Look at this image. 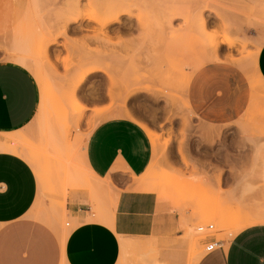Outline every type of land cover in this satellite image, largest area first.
I'll return each mask as SVG.
<instances>
[{
  "label": "rangeland",
  "instance_id": "obj_1",
  "mask_svg": "<svg viewBox=\"0 0 264 264\" xmlns=\"http://www.w3.org/2000/svg\"><path fill=\"white\" fill-rule=\"evenodd\" d=\"M108 9L132 21L131 34L108 33L119 26L100 32ZM173 13L178 18L171 24ZM215 38L235 44H221L216 52L210 46ZM263 43L264 0H0V62L28 68L41 89L33 123L2 135L0 142L39 155V213H60L66 227L69 191L86 189L96 220L103 216L106 181L88 167L85 148L99 124L123 117L138 122L152 139L153 161L135 180L179 216L188 264L207 253L210 241L227 246L240 231L264 221L260 211L251 216L231 205L228 188L231 173L264 172V84L255 63ZM95 52L108 59L104 71L89 77ZM210 63L236 67L249 83L248 108L232 125H207L190 105L193 77ZM210 225L214 229L199 232ZM128 245L121 264L158 257L157 241L138 249Z\"/></svg>",
  "mask_w": 264,
  "mask_h": 264
},
{
  "label": "crops",
  "instance_id": "obj_2",
  "mask_svg": "<svg viewBox=\"0 0 264 264\" xmlns=\"http://www.w3.org/2000/svg\"><path fill=\"white\" fill-rule=\"evenodd\" d=\"M256 69L264 79V43ZM250 92L236 67L210 63L194 75L188 98L205 124L226 126L245 114ZM40 106L41 89L33 73L18 63L0 62V138L27 128ZM153 158L152 139L138 122L114 117L99 124L88 139L85 159L106 181L107 207L96 220L89 190H71L66 205L70 224L65 227L60 213L40 214L35 207L39 183L33 168L17 156L0 153V264H121L124 245L138 249L155 241L158 257L143 256L139 264H188L179 216L146 184L139 189L135 180ZM228 183L231 205H241L251 216L260 211L264 219V172L231 173ZM196 264H264V221L243 229Z\"/></svg>",
  "mask_w": 264,
  "mask_h": 264
},
{
  "label": "bare ground",
  "instance_id": "obj_3",
  "mask_svg": "<svg viewBox=\"0 0 264 264\" xmlns=\"http://www.w3.org/2000/svg\"><path fill=\"white\" fill-rule=\"evenodd\" d=\"M104 14H105V20L104 21L99 22L101 19H98V18H95V17L92 18L93 20L94 19L95 20H99L97 22L100 23V27H101L100 32L102 34L104 33V31H106L105 34L107 35V30L112 28V27H114V26H119V27L114 29V30L110 29V31L108 33H112V34H131V32L133 30L132 21L131 20H127L126 22H124L125 17H127L124 13L115 12V9H108V10H106V12ZM181 14L184 15L183 12ZM175 18H178V17L174 14L172 19H170V23L171 24L173 22V19H175ZM201 22H202L200 24L201 29L202 30H206L208 28V25H207L205 20H202V17H201ZM106 35L105 36L103 35V37L105 38ZM97 39H98V37H97ZM185 42H183V43H185ZM221 44L228 45V46H233L235 43H234L233 40L228 39V38H226L225 40L221 41V43L217 42V38H215V39L210 41V46L216 52L219 49ZM258 54H259V52L257 53V56L255 57V63H256V60L258 58ZM107 59H108L107 55L105 53H102V52H95V53L91 54L89 56V65L91 67L89 68V71H88L87 75H89V77H90V76H92V75H94L96 73H100V72L104 71L103 63ZM256 72H257L259 80L264 84V79L260 76V74L258 73L257 69H256ZM0 153H8V154H12L14 156H17V157L23 159L25 162H27L32 168H35L37 170L38 176H37L36 172L35 171L34 172H35V174L37 176L40 189L42 190L43 184H44V175H43V172H42V168H41L42 165H41L40 157H39L38 154H36L33 151H27L26 147H22L20 145L14 144L12 142H0ZM154 188H157V189L160 190L159 185L155 186ZM147 189L151 190V188L148 187V186H147ZM39 195H40V193H39ZM38 200H39V197H38ZM38 200H37V203H38ZM37 203H36V205H37ZM127 250H128V248L124 245L123 246V256L127 253L126 252Z\"/></svg>",
  "mask_w": 264,
  "mask_h": 264
},
{
  "label": "built area",
  "instance_id": "obj_4",
  "mask_svg": "<svg viewBox=\"0 0 264 264\" xmlns=\"http://www.w3.org/2000/svg\"><path fill=\"white\" fill-rule=\"evenodd\" d=\"M212 229H214L213 225H210L208 227L202 226L199 228V232L203 234L206 230H212ZM217 244H218L217 242L208 243V245L206 247L207 252H212V251L216 250L218 247Z\"/></svg>",
  "mask_w": 264,
  "mask_h": 264
}]
</instances>
